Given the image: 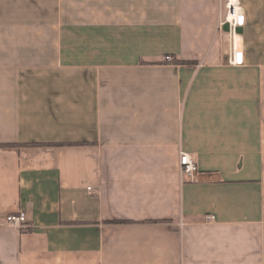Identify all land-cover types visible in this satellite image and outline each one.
Segmentation results:
<instances>
[{"label": "crops", "instance_id": "obj_1", "mask_svg": "<svg viewBox=\"0 0 264 264\" xmlns=\"http://www.w3.org/2000/svg\"><path fill=\"white\" fill-rule=\"evenodd\" d=\"M236 2L0 0V264H264V0Z\"/></svg>", "mask_w": 264, "mask_h": 264}, {"label": "built area", "instance_id": "obj_2", "mask_svg": "<svg viewBox=\"0 0 264 264\" xmlns=\"http://www.w3.org/2000/svg\"><path fill=\"white\" fill-rule=\"evenodd\" d=\"M228 8V19L229 23L232 26L233 30L236 28L243 26L244 24V15L242 9L237 6L236 0H228L227 4ZM166 60L168 62L172 61L171 57H167ZM180 175L186 179L193 180L198 173V165L197 163L191 159L190 156L186 154H181L180 158ZM213 217H209L208 220H213ZM7 222L14 226H25L27 223V216L23 212H19L16 214H11L7 217Z\"/></svg>", "mask_w": 264, "mask_h": 264}, {"label": "water", "instance_id": "obj_3", "mask_svg": "<svg viewBox=\"0 0 264 264\" xmlns=\"http://www.w3.org/2000/svg\"><path fill=\"white\" fill-rule=\"evenodd\" d=\"M225 29H226L227 31H229V25H228V24L225 25Z\"/></svg>", "mask_w": 264, "mask_h": 264}, {"label": "trees", "instance_id": "obj_4", "mask_svg": "<svg viewBox=\"0 0 264 264\" xmlns=\"http://www.w3.org/2000/svg\"><path fill=\"white\" fill-rule=\"evenodd\" d=\"M0 147H5V146H0Z\"/></svg>", "mask_w": 264, "mask_h": 264}]
</instances>
